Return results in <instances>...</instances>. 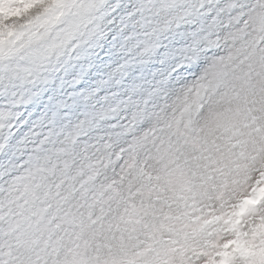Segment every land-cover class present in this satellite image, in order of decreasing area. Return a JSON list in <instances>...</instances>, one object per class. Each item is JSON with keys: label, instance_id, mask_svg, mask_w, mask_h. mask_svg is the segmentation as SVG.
<instances>
[{"label": "snow or ice", "instance_id": "snow-or-ice-1", "mask_svg": "<svg viewBox=\"0 0 264 264\" xmlns=\"http://www.w3.org/2000/svg\"><path fill=\"white\" fill-rule=\"evenodd\" d=\"M0 264H264V0H0Z\"/></svg>", "mask_w": 264, "mask_h": 264}]
</instances>
